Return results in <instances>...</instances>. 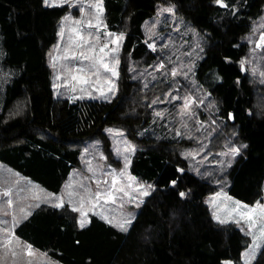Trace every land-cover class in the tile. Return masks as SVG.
I'll return each mask as SVG.
<instances>
[{"label": "trees", "instance_id": "trees-1", "mask_svg": "<svg viewBox=\"0 0 264 264\" xmlns=\"http://www.w3.org/2000/svg\"><path fill=\"white\" fill-rule=\"evenodd\" d=\"M215 1L105 0L109 27L126 29V37L117 94L99 100L55 96L48 51L69 6L0 0L3 61L18 71L0 109V159L60 192L82 165L88 140L100 139L106 162L121 167L106 132L107 126L119 127L136 145L132 172L151 185L127 231L94 213L81 227L67 204H43L17 225V235L63 264H224L226 259L244 264L251 236L235 222L218 221L207 198L222 179L239 201L254 204L264 197V86L242 69L251 47L246 36L264 14V0ZM163 2L174 4L202 35L204 54L195 75L218 107V114L205 110L207 120L213 121L208 113L215 116L208 149L217 154L228 146L240 148L224 168L217 160L203 174L191 169L183 155L193 144L191 136L165 129L154 114L180 84L169 72L149 81L159 57L147 42L144 23ZM252 264H264V244Z\"/></svg>", "mask_w": 264, "mask_h": 264}, {"label": "rangeland", "instance_id": "rangeland-1", "mask_svg": "<svg viewBox=\"0 0 264 264\" xmlns=\"http://www.w3.org/2000/svg\"><path fill=\"white\" fill-rule=\"evenodd\" d=\"M45 3L69 6L60 19L58 40L48 51L55 96L112 100L119 88L126 29L109 27L105 0H45ZM144 24L147 42L156 58L159 57L157 69L148 75L149 81L167 72L180 81L175 91L158 102L164 103L161 110L156 109L155 116L163 118L165 129L176 128L177 135L187 132L193 137H190L193 144L184 149L183 155L197 173L203 174L217 160L221 168L231 164L240 150L238 146H228L217 154L208 149L215 133L212 127L218 107L195 75L197 61L204 54L202 35L170 2L159 3L155 15ZM247 40L251 47L243 64L253 80L264 86V14L255 21ZM3 59L0 41V109L6 85L18 72L7 67ZM211 109L214 114L208 113L207 118L213 121L205 118V110ZM106 132L122 160L121 167L106 162L100 139L88 140L80 159L82 165L72 170L60 192L45 188L0 159V166L9 170L0 176V264H63L16 234L17 225L43 204L60 208L67 204L78 225L81 221L87 224L94 213L115 226L131 221L126 224L127 230L131 227L151 185L132 172L136 145L126 132L113 126H107ZM229 193L227 182L222 179L207 203L218 221L235 222L249 233L251 243L244 250L242 260L244 264H252L264 244V197L250 204ZM224 264L235 262L226 259Z\"/></svg>", "mask_w": 264, "mask_h": 264}, {"label": "snow or ice", "instance_id": "snow-or-ice-1", "mask_svg": "<svg viewBox=\"0 0 264 264\" xmlns=\"http://www.w3.org/2000/svg\"><path fill=\"white\" fill-rule=\"evenodd\" d=\"M46 2H47V0H46ZM218 2H220V0H218ZM168 11H171V9H168ZM101 51H103V49H101ZM87 58V57H86ZM105 67H107V66H105ZM161 67H163V65H161ZM116 73L113 71V75H115ZM175 73H173V75H174ZM159 115V114H158ZM236 151H238V149L236 150ZM145 195L147 194V193H144ZM99 195L100 194H98V196H97V198H99ZM110 195V194H109ZM181 195H184L183 193H181ZM250 211H254V209H252V210H250ZM84 223H85V221H81V227H83L84 226ZM109 223H111V221H109ZM131 223V221H125L124 223H121V224H119V225H117L120 229H122V230H124V231H127V227H126V224H130Z\"/></svg>", "mask_w": 264, "mask_h": 264}, {"label": "crops", "instance_id": "crops-1", "mask_svg": "<svg viewBox=\"0 0 264 264\" xmlns=\"http://www.w3.org/2000/svg\"><path fill=\"white\" fill-rule=\"evenodd\" d=\"M1 161H2V160H1ZM2 162H3V161H2ZM3 163H4V162H3ZM0 171H2V172H1V175H0V176H2V177L5 176V174L9 172V170H8L7 168L5 169V168H3L2 166H0ZM70 177H71V174H70L69 178L67 179V181L70 179ZM33 181H34V180H33ZM67 181H66V182H67ZM35 182H36V181H35ZM37 183H38V182H37ZM65 184H66V183H65ZM65 184H64V185H65ZM63 187H64V186H63ZM34 210H35V209H34ZM34 210H33V211H34ZM33 211H32V212H33ZM32 212H31V213H32ZM31 213H30V214H31ZM30 214H28V215L30 216ZM29 216H28V217H29ZM28 217H27V218H28ZM24 220H25V219H24ZM89 222H90V221H89ZM89 222H88L87 224H89ZM87 224H85L84 226H86ZM30 244H31V243H30ZM31 245H32V244H31ZM32 246H33V245H32Z\"/></svg>", "mask_w": 264, "mask_h": 264}, {"label": "water", "instance_id": "water-1", "mask_svg": "<svg viewBox=\"0 0 264 264\" xmlns=\"http://www.w3.org/2000/svg\"><path fill=\"white\" fill-rule=\"evenodd\" d=\"M221 2H223V1L222 0H220V2H218V0L215 1V3H221ZM242 69H243L244 72L246 71L245 64L242 65Z\"/></svg>", "mask_w": 264, "mask_h": 264}]
</instances>
